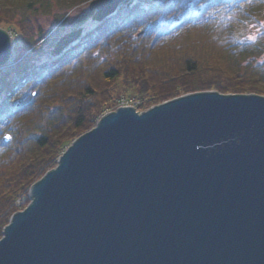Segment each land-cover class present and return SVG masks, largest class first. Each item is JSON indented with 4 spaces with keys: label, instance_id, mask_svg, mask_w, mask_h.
<instances>
[{
    "label": "water",
    "instance_id": "obj_1",
    "mask_svg": "<svg viewBox=\"0 0 264 264\" xmlns=\"http://www.w3.org/2000/svg\"><path fill=\"white\" fill-rule=\"evenodd\" d=\"M124 1L93 0L91 20ZM81 34L61 36L51 56ZM10 55L0 29V68ZM28 198L2 229L0 264H264V97L204 91L118 107Z\"/></svg>",
    "mask_w": 264,
    "mask_h": 264
},
{
    "label": "trees",
    "instance_id": "obj_2",
    "mask_svg": "<svg viewBox=\"0 0 264 264\" xmlns=\"http://www.w3.org/2000/svg\"><path fill=\"white\" fill-rule=\"evenodd\" d=\"M16 1L0 0V25L17 39L12 66L0 69V237L15 200L25 206L30 186L118 99L135 98L124 103L143 112L204 91L264 96V0H125L58 57L50 43L35 47L28 30L9 26ZM183 37L184 50L201 57L176 56ZM204 69L211 81L198 79Z\"/></svg>",
    "mask_w": 264,
    "mask_h": 264
},
{
    "label": "rangeland",
    "instance_id": "obj_3",
    "mask_svg": "<svg viewBox=\"0 0 264 264\" xmlns=\"http://www.w3.org/2000/svg\"><path fill=\"white\" fill-rule=\"evenodd\" d=\"M10 1H15V0H10ZM17 1H19L21 3L20 8L17 7ZM17 1L14 2V6H15L14 8L15 9L14 10L12 9L13 18H12L11 23L13 25L9 24V26H11V27H13V29H15L16 34L19 33L17 25H21L26 30H28L29 34L33 35V40L38 41V43H36L35 47H37V46L38 47H44V46H46L47 43H48V45L50 43L51 45H53L51 47V49L53 50L54 45L56 44V42L58 41V39L61 36L79 29L77 27V26H79V23H80V27H81L82 31H84L86 29H90L94 25L92 23L93 21L91 20V16H92L93 12L89 11V7H88L89 3L92 2L93 0H85V2L82 1V3L80 5L72 6V7L70 5L62 4L63 3L62 0H42V2H41V0H17ZM88 11H89L91 16H89V18L86 19L84 22L81 21L80 20L81 17L85 13H87ZM6 25L7 24H4V26L0 25V29L5 31ZM5 32L8 34V36L11 40V54H12L13 45L15 44V41H17V39L15 38V35H12L11 32H7V31H5ZM80 37H81V35H80ZM185 44H186V41H185V38L183 37L182 39L179 40V51L181 53H179V55L178 54L176 55V56H179L180 60L183 58L186 59L188 57L191 58L193 56H195V58L202 56L203 51L199 52L196 49H191V50L185 51L184 50L185 49L184 47L186 46ZM180 48H183V49H180ZM179 59L177 60L175 58L173 61L176 65L179 64V66H180L181 63H180ZM210 59L213 61V63H215V65H217V58H215V59L210 58ZM10 61H11V55H10L9 61L3 66V68H1V71H5L12 66V65L10 66L8 64ZM205 68H208V67H205ZM179 72H182V70L180 68H179ZM183 74L184 73H179V75H183ZM213 78H214V72L208 71L206 69H204L202 74L199 75V77H198L199 80L201 79L204 81H211L210 79H213ZM118 100L116 103L117 106H116L115 110L118 107L127 103L126 105L134 108V110L136 112H138V113L141 112V111H138L135 109L134 103H130V101H127L126 103H124L125 100H131V101L135 102L136 101L135 98L124 97V101L121 100V102L119 104H118ZM115 110H113V111H115ZM94 126L92 128H94ZM41 177H43V176H41ZM27 198H28V193H27ZM28 200L30 202L29 198H28ZM28 203L25 206H23L22 205L23 204L22 199L18 198L17 200H15L13 206L17 211H20L23 208H25L28 205ZM1 234H2V232H1Z\"/></svg>",
    "mask_w": 264,
    "mask_h": 264
},
{
    "label": "bare ground",
    "instance_id": "obj_4",
    "mask_svg": "<svg viewBox=\"0 0 264 264\" xmlns=\"http://www.w3.org/2000/svg\"><path fill=\"white\" fill-rule=\"evenodd\" d=\"M122 106H127L126 104H124V105H122ZM122 106H120V107H122Z\"/></svg>",
    "mask_w": 264,
    "mask_h": 264
},
{
    "label": "snow or ice",
    "instance_id": "obj_5",
    "mask_svg": "<svg viewBox=\"0 0 264 264\" xmlns=\"http://www.w3.org/2000/svg\"><path fill=\"white\" fill-rule=\"evenodd\" d=\"M249 39H253V37H249Z\"/></svg>",
    "mask_w": 264,
    "mask_h": 264
}]
</instances>
